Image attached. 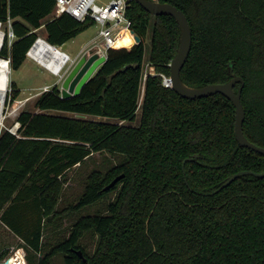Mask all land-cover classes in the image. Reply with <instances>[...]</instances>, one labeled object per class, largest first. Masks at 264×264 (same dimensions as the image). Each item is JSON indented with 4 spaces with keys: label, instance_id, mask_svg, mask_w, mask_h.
I'll return each instance as SVG.
<instances>
[{
    "label": "trees",
    "instance_id": "trees-1",
    "mask_svg": "<svg viewBox=\"0 0 264 264\" xmlns=\"http://www.w3.org/2000/svg\"><path fill=\"white\" fill-rule=\"evenodd\" d=\"M158 1L181 10L190 25L182 82L201 88L241 77L243 134L264 148V0ZM54 4L0 0V22L10 20L15 36L0 50L11 69L23 65L41 27L44 40L61 47L93 24L67 14L46 20ZM127 16L139 44L110 49L78 96L61 99L53 86L37 97L34 111L20 112L16 135L0 134V223L23 243L26 264H53L58 254L62 264H264V178L247 175L224 186L240 171L263 173L264 156L235 140V109L226 97L185 99L162 86L157 74L170 75L179 45L176 21L153 16L134 1ZM148 35L155 75L145 80L140 100ZM11 89L16 99L19 91ZM102 152L119 162L93 170L70 209L116 192L114 199L104 212L75 220L67 237L43 242L47 224L58 217L61 179ZM84 236L94 240L91 253ZM7 257L1 250L0 261Z\"/></svg>",
    "mask_w": 264,
    "mask_h": 264
},
{
    "label": "rangeland",
    "instance_id": "rangeland-1",
    "mask_svg": "<svg viewBox=\"0 0 264 264\" xmlns=\"http://www.w3.org/2000/svg\"><path fill=\"white\" fill-rule=\"evenodd\" d=\"M50 19V16L46 18V20ZM9 28L8 21L6 23H2L0 29L1 31L7 32ZM98 26L96 24H91L87 29L82 31L77 37L67 41L65 43L66 48L64 51L70 55V57H74L78 54L85 46L89 45L92 40H94L98 34ZM38 38L44 39V28H40L35 31ZM149 36L144 40L145 46V59L143 61V70L150 65L148 62V50H149ZM9 42V39H8ZM61 48V47H60ZM88 55L91 52H87ZM29 56V55H28ZM30 57V56H29ZM31 58V59H30ZM26 57L23 65L17 69H10L9 74V87H16L20 90L19 95L16 99L12 98L13 91L11 94V98L16 101H21L25 98L32 97L29 99L22 111H34V105L37 100V97H33L39 91V88L43 86H57L60 89L61 79L64 78L72 69L73 65L70 63H66L61 65L59 68L53 69L51 67L49 70L41 67L35 58ZM154 70V68H153ZM21 111V112H22ZM37 112V111H35ZM140 111L137 112L136 120L131 123V125L136 126L139 123L140 119ZM62 113V112H61ZM61 113L50 112L52 115H58ZM61 115L69 116L72 118L83 119V120H92V121H104L115 123V120H106L103 118L86 116L82 114H74V113H62ZM15 124L14 118H6L4 121V125L6 128H11ZM119 162L118 157L110 156L106 152L102 153H94L85 160L80 166H76L70 171L66 173L64 179H61L62 188L60 191L59 201L56 206V210L58 211V217L53 219V221L47 224V228L44 232L43 242H48L49 244H54L57 241L67 237L70 233L71 226L73 222L81 217L86 215H92L94 212H104L106 205L114 199L116 192H112L103 196L96 203L90 206H86L80 208L78 210L72 211L70 208L73 204L78 201L82 193L85 191L86 184L90 173L95 170H99L104 172L109 166L116 164ZM82 241L87 246L88 253L93 252L94 249V240H92L89 236H84ZM23 243L21 240L12 235L1 223H0V251L7 250L8 256L14 255L17 257L18 255L26 254L25 249L22 247ZM32 254V252H31ZM62 255L58 254L53 258V264H62ZM4 261V260H3ZM0 261V262H3ZM27 263V260H25Z\"/></svg>",
    "mask_w": 264,
    "mask_h": 264
},
{
    "label": "water",
    "instance_id": "water-1",
    "mask_svg": "<svg viewBox=\"0 0 264 264\" xmlns=\"http://www.w3.org/2000/svg\"><path fill=\"white\" fill-rule=\"evenodd\" d=\"M138 3L144 11L153 16H171L177 23L180 31L179 45L175 57L170 61V81L171 89L179 96L185 99H200L209 97L215 94H221L226 97L233 105L235 109V120H234V136L237 143L249 150H252L262 156H264V148L258 147L253 143L249 142L243 134L242 125L245 118L243 105L241 103V93L244 88V81L241 77H233L228 83L224 84H212L201 88H194L185 85L181 78L180 72L183 68L192 45L191 29L185 14L168 3H161L158 0H129ZM136 43L140 42L139 37H134ZM33 47V45H32ZM31 47V48H32ZM29 49V51L31 50ZM61 49H65V45L61 46ZM28 51V53H29ZM27 53V54H28ZM106 61L105 56H99L97 53L90 55L83 54L78 61L74 64L70 72L64 77L60 86V98L69 99L76 97L80 94L82 88L89 81V79L96 72L98 67ZM240 84L237 91H234V86ZM252 175L257 178H264L263 173H255L251 171H240L233 174L224 183V186H228L234 180L242 177ZM123 174L115 177L104 189L108 190L116 185L123 178ZM79 256L83 257L81 250H74ZM15 256H8L0 264H13Z\"/></svg>",
    "mask_w": 264,
    "mask_h": 264
},
{
    "label": "built area",
    "instance_id": "built-area-1",
    "mask_svg": "<svg viewBox=\"0 0 264 264\" xmlns=\"http://www.w3.org/2000/svg\"><path fill=\"white\" fill-rule=\"evenodd\" d=\"M128 4L129 0H55L54 8L49 15V20H53L63 14H67L79 22H93V24H96L99 28L98 34L96 38L82 50L81 54L84 51H90L91 53H97L99 56H105L107 58V53L110 49H129L132 46L139 44L136 43L134 39L135 33L132 29V22L127 16ZM8 23V31H2L0 50L5 39H7V42L9 39L8 46H10L15 39V36L11 31V21L8 20ZM1 25L2 23L0 22V27ZM125 36H130L132 38L133 42L129 46H127L128 43L121 44ZM40 39L42 38L36 39L33 47ZM123 43L125 42L123 41ZM50 46L55 50L61 51L62 55L66 58V63H70L72 65L75 64V60H72L64 50L56 46ZM28 54L27 57L30 58ZM0 62L4 64L8 76V81L5 87L2 89L0 86V134L3 130H6L10 134L16 135L19 127V123L16 121V118L22 111L25 103L32 97L25 98L21 101H16L11 98L12 89L9 87V74L11 69L10 60L8 58L0 57ZM154 75L155 73L153 68L150 65H147V67L143 70L141 78L142 85L140 100H142L143 97L145 80L148 76ZM157 75L161 77V84L163 87L171 88L169 76H165L163 74ZM50 89V86H43L39 88V91L34 94L33 97H39L41 94L50 91ZM16 102L18 104L15 105ZM8 117L15 119V124L11 128H6L4 125V121ZM15 126L18 127L16 130H13ZM21 257L23 258L24 264H26L25 254H22ZM13 264H16L15 260Z\"/></svg>",
    "mask_w": 264,
    "mask_h": 264
},
{
    "label": "bare ground",
    "instance_id": "bare-ground-1",
    "mask_svg": "<svg viewBox=\"0 0 264 264\" xmlns=\"http://www.w3.org/2000/svg\"><path fill=\"white\" fill-rule=\"evenodd\" d=\"M2 40V31L0 29V45ZM123 41L125 43H123ZM132 38L130 36H125L121 42V44H127L129 46L132 43ZM30 57L36 59L38 64L43 67L44 69L49 70L51 67L53 69L59 68L61 65L66 64V58L62 55L61 51L55 50L50 44L46 43L44 40L40 39L36 42L33 48L29 51L28 54ZM6 69L4 64L0 62V86L3 89L8 81V76L6 73ZM18 104L17 102L15 105ZM18 126H15L13 130H16ZM15 263L16 264H24L23 258L21 255L16 257Z\"/></svg>",
    "mask_w": 264,
    "mask_h": 264
},
{
    "label": "crops",
    "instance_id": "crops-1",
    "mask_svg": "<svg viewBox=\"0 0 264 264\" xmlns=\"http://www.w3.org/2000/svg\"><path fill=\"white\" fill-rule=\"evenodd\" d=\"M64 45H65V44H64ZM85 47H86V46H85ZM85 47H84V48H85ZM59 48H60V47H59ZM65 48H66V45H65ZM84 48H83V49H84ZM83 49H82V50H83ZM82 50H81L78 54H76L73 58L70 57L72 60H75V61H74L75 63L78 61V59H79L83 54H85V53L87 54L86 51H84V52L81 54ZM80 54H81V55H80ZM91 54H92V53H91ZM69 56H70V55H69ZM73 66H74V64H73ZM63 79H64V78H62L61 81H62ZM16 89H17V88H16ZM17 90H18V89H17ZM18 91H19V93H20V90H18Z\"/></svg>",
    "mask_w": 264,
    "mask_h": 264
}]
</instances>
